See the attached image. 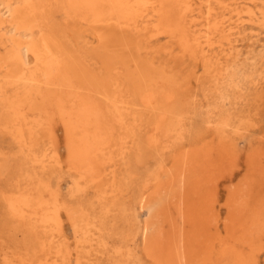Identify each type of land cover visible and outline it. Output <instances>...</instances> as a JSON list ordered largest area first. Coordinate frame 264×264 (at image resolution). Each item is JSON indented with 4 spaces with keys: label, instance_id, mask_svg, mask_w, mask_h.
I'll list each match as a JSON object with an SVG mask.
<instances>
[{
    "label": "bare ground",
    "instance_id": "bare-ground-1",
    "mask_svg": "<svg viewBox=\"0 0 264 264\" xmlns=\"http://www.w3.org/2000/svg\"><path fill=\"white\" fill-rule=\"evenodd\" d=\"M0 264H264V0H0Z\"/></svg>",
    "mask_w": 264,
    "mask_h": 264
},
{
    "label": "rangeland",
    "instance_id": "rangeland-1",
    "mask_svg": "<svg viewBox=\"0 0 264 264\" xmlns=\"http://www.w3.org/2000/svg\"><path fill=\"white\" fill-rule=\"evenodd\" d=\"M256 133H258V132L255 131V132H253V133H250V135H249L245 140H243V141L240 143V145H241L243 148H247V147L249 146L250 143L253 144V143L257 140V138H258V135H257ZM253 141H254V142H253ZM63 191H64V188H63ZM65 229H66V232H67L68 234H70V230H69V228H68L67 226L65 227Z\"/></svg>",
    "mask_w": 264,
    "mask_h": 264
}]
</instances>
